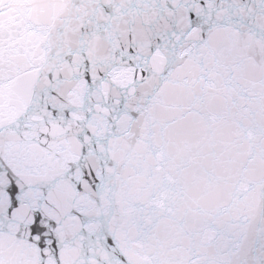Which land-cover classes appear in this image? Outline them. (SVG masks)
<instances>
[{
  "label": "snow or ice",
  "instance_id": "obj_1",
  "mask_svg": "<svg viewBox=\"0 0 264 264\" xmlns=\"http://www.w3.org/2000/svg\"><path fill=\"white\" fill-rule=\"evenodd\" d=\"M0 264H264V0H0Z\"/></svg>",
  "mask_w": 264,
  "mask_h": 264
}]
</instances>
